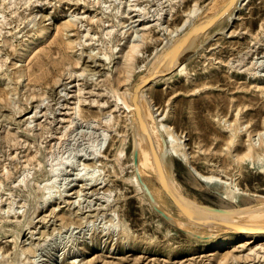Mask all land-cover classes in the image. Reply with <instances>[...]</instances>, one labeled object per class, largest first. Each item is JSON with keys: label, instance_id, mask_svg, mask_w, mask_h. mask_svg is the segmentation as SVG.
Masks as SVG:
<instances>
[{"label": "rangeland", "instance_id": "obj_1", "mask_svg": "<svg viewBox=\"0 0 264 264\" xmlns=\"http://www.w3.org/2000/svg\"><path fill=\"white\" fill-rule=\"evenodd\" d=\"M218 2L0 0V264H264V238L258 255H244L242 242L200 250L238 231L179 223L180 208L134 149L129 106L140 86L181 192L223 204L221 184L200 181L168 135L197 171L264 206V0H240L147 76ZM127 242L133 250H122Z\"/></svg>", "mask_w": 264, "mask_h": 264}, {"label": "bare ground", "instance_id": "obj_2", "mask_svg": "<svg viewBox=\"0 0 264 264\" xmlns=\"http://www.w3.org/2000/svg\"><path fill=\"white\" fill-rule=\"evenodd\" d=\"M231 1H233V0H219L218 3H220V5L222 6L221 8H224ZM239 1L240 0H235V3L232 6H230L224 12V14L214 23L220 22L222 19L230 16L232 11H233L232 9H234V6ZM215 14L203 17L204 19L202 18V20H200L198 22V24L195 25V27L193 26V27H191L192 28L191 30H186L185 32H183V35L181 34L182 37L176 39L173 43H170L169 45H167L165 47V49H163L160 52L156 62L153 64V66L150 67V72L147 76H149L150 74L151 75L156 74L157 70H158V72H160L161 69L165 65H166L165 67H167L168 63L175 64L178 57L194 45L195 38L198 36L200 31L205 26L213 24V18L215 16ZM48 31H49L48 28L41 30L40 33H38V35L34 38V41L31 42L29 45L25 46L19 52V56H23L24 54L31 51L33 44H35L38 39L43 38L47 34ZM137 44L138 43H136L135 46H137ZM135 46L133 45L132 47L134 48ZM135 49H136V47H135ZM132 50H130V51L133 52ZM130 51H128V52H130ZM128 60H129V57H128ZM128 65L131 66V64H129V63H128ZM170 65H172V64H170ZM147 76H145L143 78V80H145L147 78ZM154 82H155V78H153L150 83L152 84ZM138 85H140V84H138ZM139 87H138V89L136 88V90L138 91L137 109H139L141 117H142V125H143L142 127L143 128H140L138 125V122L136 121V138L134 139L135 140L134 141V149L136 148V150H139V151L141 150V152L139 154V162L141 164H143L142 167H145L144 164L151 165L154 169V172L158 175V179L160 180L162 186L165 188V190H167L169 192L171 197L180 205V207H181L180 212L184 215L185 218H184V221H181L179 223L185 225L188 229H193V227L198 228L199 226H207V227H213V228L214 227H216V228L230 227L231 229H235L238 231L237 235H235L233 238H225V236H224V237L217 238L215 240L203 242L201 245H199V246H201L200 250H204V249H206L207 251H219L222 249L227 250L229 248L234 247L236 243L242 242L240 246L241 247L245 246L246 248H248L247 252L244 253V255L247 256V255H251V254L252 255L260 254L262 252V250H261L262 246L260 244H262V243H257V242H260L264 238V206L258 204L257 199L256 200L241 199L242 197L240 198L237 191H235L237 189L235 188V190H233L234 188L233 189L231 188L233 185L230 187L229 183L225 182V179H223L224 181L220 182L221 178H219V177H216L214 175H205V174L197 171L194 167H192V164L190 162L189 153H188L186 146L183 143V141H181L179 139H174L172 135H168V136H170L169 138H171L170 139V151L173 153V155L178 156L181 159V161L183 163H185V165L191 167L194 175L196 177H198V179L200 181L207 182V183H212V182L218 183L219 182L221 184L222 192H223L221 201L223 204L219 205L218 208L210 207V206H207L204 204L202 205V204L198 203L196 200H194L193 198H190L187 195H185L183 192H181V190H179L175 184V181H174V178L172 175V171H171V162L168 161L166 158V155H167L166 149L160 147V144L158 141L159 136L157 137L155 128L149 122L151 119L148 120V116H149L148 114L149 113L147 112L145 99H143L142 95L140 94ZM129 107L132 110H134V112H135L136 108L132 104H130ZM135 119H136V116H135ZM165 130H164V132H165ZM167 132H166V134H167ZM149 140L152 141V147L153 148L150 146ZM178 148H182L183 150L180 152V151H178ZM249 148H250V145H249ZM135 152H137V151H135ZM248 153H250V152H248ZM137 154H136V156H137ZM256 159H257V155H256ZM238 168H239V166H238ZM55 170H54V172H55ZM56 173H57V171H56ZM56 175H54V178ZM192 176H193V174H192ZM194 186H196V185H194ZM217 187H218V185H217ZM45 188H48V186H45ZM215 189H217V188L215 187ZM257 195H259V194H257ZM252 198H255V197H252ZM247 201L249 203L244 204V202H247ZM171 203H172V201H171ZM166 216H167V214H166ZM224 222L230 226H228L227 224H224ZM17 233H19V232H17ZM253 242H255V244H253V246L250 245ZM263 242H264V239H263ZM123 247L124 248H122V250H127V251H131L134 249V245H132V243H129V242L124 243ZM191 248L192 247H188L186 249V251H191L192 250ZM109 249H110L109 252L115 251V247L113 245H111V248H109ZM238 256H239V254H238ZM240 257H241V255H240ZM60 262H62V258H60V259L55 258L52 260L51 263L52 264H58Z\"/></svg>", "mask_w": 264, "mask_h": 264}, {"label": "water", "instance_id": "obj_3", "mask_svg": "<svg viewBox=\"0 0 264 264\" xmlns=\"http://www.w3.org/2000/svg\"><path fill=\"white\" fill-rule=\"evenodd\" d=\"M234 2V0L233 1H231V2H229L224 8H222L215 16H214V18H213V23L214 22H216L223 14H224V12L232 5V3ZM187 36V35H186ZM185 36V37H186ZM154 76H151V77H149V78H147V80H146V82L148 83V82H150L151 80H152V78H153ZM137 97H138V91L136 90V89H134V91H133V96H132V102H133V106L136 108L135 109V115H136V118H137V121H138V123H139V125H140V127L141 128H143L142 126V117H141V114H140V111H139V109H137ZM149 143H150V146L152 147V141L151 140H149ZM153 148V147H152ZM167 191V190H166ZM168 192V191H167ZM169 193V192H168ZM169 197L171 198V200L173 201V203L177 206V207H179V208H181L180 207V205L171 197V195L169 194ZM224 224H227V223H225L224 222ZM228 225V224H227ZM228 226H230V225H228Z\"/></svg>", "mask_w": 264, "mask_h": 264}]
</instances>
